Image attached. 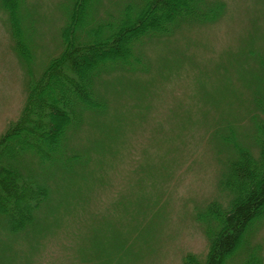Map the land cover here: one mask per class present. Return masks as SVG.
Segmentation results:
<instances>
[{"label": "rangeland", "instance_id": "obj_1", "mask_svg": "<svg viewBox=\"0 0 264 264\" xmlns=\"http://www.w3.org/2000/svg\"><path fill=\"white\" fill-rule=\"evenodd\" d=\"M72 1L24 0L23 25L32 27L34 41L25 62L0 0V134L19 117L28 81L60 52ZM220 1L216 20L184 22L172 34L145 40L132 70L97 80L107 107L69 130L72 170L57 172L58 195L49 203L59 206V216L24 243L21 260L7 264H184L187 253L204 258L209 243L196 214L224 197L219 178L232 154L218 134L238 136L226 125L235 121L238 141L250 145L252 116L261 115L253 97L264 98V0ZM115 9L105 4L102 13ZM77 152L93 169L83 180L92 185L86 211L77 210ZM250 231L246 244L260 245L264 264V219ZM4 233L0 228V243L20 248ZM244 250L225 264H241Z\"/></svg>", "mask_w": 264, "mask_h": 264}, {"label": "trees", "instance_id": "obj_2", "mask_svg": "<svg viewBox=\"0 0 264 264\" xmlns=\"http://www.w3.org/2000/svg\"><path fill=\"white\" fill-rule=\"evenodd\" d=\"M23 2L1 0V6L15 50L30 62L33 30L23 25ZM105 4L116 7L115 12L103 14ZM223 8L220 0L72 1L60 30V52L37 79L28 81L19 117L0 134V228L6 237H16L20 247L12 251L10 242H1L0 264L21 260L24 243L36 240L48 219L59 216V206L49 203L58 195L57 172L72 170H67L73 162L67 151L69 130L85 124L90 112L107 107L96 90L97 80L109 72L132 70L134 53L145 40L172 34L184 22H212ZM253 98L261 115L252 116L250 145L238 141L235 121L226 125L238 136L218 134L232 153L219 178L224 197L197 212V221L205 222L208 251L204 258L187 253L184 264H225L242 248L241 264H263L260 245L246 244L253 225L264 219V98ZM92 173L86 156L77 152V210L88 209L92 185L83 180Z\"/></svg>", "mask_w": 264, "mask_h": 264}]
</instances>
